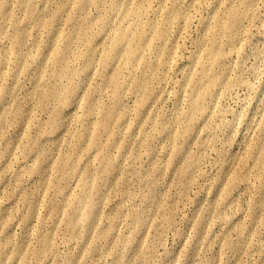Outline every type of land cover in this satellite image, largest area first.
<instances>
[{
  "label": "rangeland",
  "instance_id": "1",
  "mask_svg": "<svg viewBox=\"0 0 264 264\" xmlns=\"http://www.w3.org/2000/svg\"><path fill=\"white\" fill-rule=\"evenodd\" d=\"M0 264H264V0H0Z\"/></svg>",
  "mask_w": 264,
  "mask_h": 264
},
{
  "label": "bare ground",
  "instance_id": "2",
  "mask_svg": "<svg viewBox=\"0 0 264 264\" xmlns=\"http://www.w3.org/2000/svg\"><path fill=\"white\" fill-rule=\"evenodd\" d=\"M230 14L232 15L233 22H232V24H230V26H227V29H229V30L232 31L233 29H235V24H236V22H237L241 17H243L244 15H247V14H248V11L246 10V11H244V12H239V11H237L236 9H231V10H230ZM138 39H139V40L142 39V36L139 35V36H138ZM122 41H123V37H120V38H119V42H122ZM210 53L213 54L215 57H220V55H222L221 50H220L217 46H212V47L210 48ZM214 82H215V81H214Z\"/></svg>",
  "mask_w": 264,
  "mask_h": 264
}]
</instances>
